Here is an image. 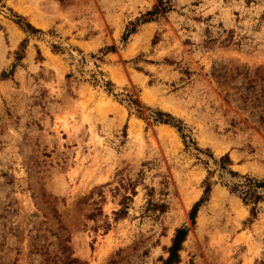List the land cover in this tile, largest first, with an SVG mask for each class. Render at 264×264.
I'll return each instance as SVG.
<instances>
[{"label": "rangeland", "instance_id": "374dc122", "mask_svg": "<svg viewBox=\"0 0 264 264\" xmlns=\"http://www.w3.org/2000/svg\"><path fill=\"white\" fill-rule=\"evenodd\" d=\"M156 3L0 0V264H161L183 226L180 264H264L215 163L264 180V0H171L124 44Z\"/></svg>", "mask_w": 264, "mask_h": 264}, {"label": "trees", "instance_id": "16d2710c", "mask_svg": "<svg viewBox=\"0 0 264 264\" xmlns=\"http://www.w3.org/2000/svg\"><path fill=\"white\" fill-rule=\"evenodd\" d=\"M172 10V3L171 0H157L156 5L153 7L152 10L148 11L144 15H142L140 18H138L135 22H132L130 26L126 29V32L123 35V43L126 44L130 37L137 33L138 27L141 25H145L151 22L156 21L157 19L164 17L168 13H170ZM23 18L20 16H17V24L24 27L22 29L24 32H29L32 34L40 33L39 30L35 29L30 23L23 24ZM25 43L24 40L21 43V50L16 53V61H22L24 59L23 53L25 49ZM56 48V47H55ZM115 47H107L105 49H102L101 51L108 54L110 52H115ZM40 54V52H38ZM17 65L16 63L13 65L12 72L16 69ZM5 74H2V77H4ZM107 87L110 86V83H107ZM126 100L129 103V105H134L139 107V102L134 99L132 95H126ZM256 106H262L264 108V98H257L255 100ZM138 113L141 114V111L138 110ZM141 116V115H140ZM150 117L154 120L155 123H159L162 125H169L173 128H176L178 132L182 135L183 139H186V135L184 134L185 128L182 126V123L178 120H176L174 117H172L168 113H164L161 111L152 112ZM261 123L264 125V117H260ZM216 165L219 166L223 174L226 176H229L230 182L225 183V187L230 191L231 194H234L238 196L241 201L248 207H250V214L253 219H256L260 208L259 206L264 203V180H259L258 178L252 177L250 175H240L237 172H234L229 168L230 160L228 156L223 157L220 161H215ZM224 177V176H222ZM212 193V185L209 182V179L205 182V189L203 197L198 201L193 208L190 211V221L192 225H195L196 223V217L197 214L201 208V206L208 202ZM130 200V198H128ZM163 207V206H161ZM189 233V228L186 226L180 227L176 230L175 235L172 239V244L170 248L168 249V257L161 261V264H180V252L183 249V244L187 240ZM69 264H87L86 262L79 261L78 259H73L69 262Z\"/></svg>", "mask_w": 264, "mask_h": 264}]
</instances>
